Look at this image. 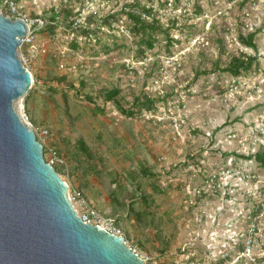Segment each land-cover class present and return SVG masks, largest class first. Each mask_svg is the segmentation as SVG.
<instances>
[{
  "label": "rangeland",
  "instance_id": "374dc122",
  "mask_svg": "<svg viewBox=\"0 0 264 264\" xmlns=\"http://www.w3.org/2000/svg\"><path fill=\"white\" fill-rule=\"evenodd\" d=\"M136 1L153 6L141 15L147 35L121 11ZM163 2L19 0L43 24L21 48L33 82L13 109L61 171L77 214L97 212L92 223L145 264H264V167L253 159L264 152V0ZM52 9L59 24L47 29ZM65 9L80 13L71 29ZM108 14L110 28L90 41L78 34L86 16ZM251 33L255 50L240 42ZM242 53L257 59L250 72H223ZM113 89L118 106L105 100ZM146 99L151 111L121 112ZM252 227L262 232L246 251Z\"/></svg>",
  "mask_w": 264,
  "mask_h": 264
},
{
  "label": "water",
  "instance_id": "95a60500",
  "mask_svg": "<svg viewBox=\"0 0 264 264\" xmlns=\"http://www.w3.org/2000/svg\"><path fill=\"white\" fill-rule=\"evenodd\" d=\"M24 19L0 13V264H145L122 236L78 217L68 185L13 102L33 78L17 55Z\"/></svg>",
  "mask_w": 264,
  "mask_h": 264
},
{
  "label": "trees",
  "instance_id": "16d2710c",
  "mask_svg": "<svg viewBox=\"0 0 264 264\" xmlns=\"http://www.w3.org/2000/svg\"><path fill=\"white\" fill-rule=\"evenodd\" d=\"M177 1V0H175ZM15 2H19V0H15ZM168 2V0H165V2L160 3L161 7H165L166 3ZM133 23V31H141L142 33L147 35V30H153L152 26L147 25L145 21L142 20L141 15H146L148 17L153 16V6H147V5H141L139 3V1L133 2L130 5H126L122 10H121ZM52 14L50 17H48L47 20V29L49 28H53V26L55 27L57 24H59V17L54 15L55 14V10L53 11L52 9ZM199 12V11H197ZM63 17L62 19L65 20L66 23V27L68 29H71L72 26L74 24H76L75 22V18H77L80 13L76 12L73 13V11L69 10V9H65L63 10ZM114 18H115V14H108L107 16L103 17L102 19L97 18L95 15H88L84 18V25L80 24L79 25V30H78V34H80V36H83L86 40L90 41L91 37H96L98 30H100L102 27L106 26L108 28L111 27V23L114 22ZM255 33H251L248 34L245 37L240 36V42L246 46L247 48L256 49V46L254 44V38H255ZM167 40V44L171 45L173 40H171L169 38V36L167 35L166 37ZM77 41L74 40L72 41V48H76L77 47ZM143 43L147 46L148 49H152L153 48V44H154V40L152 39L151 35L147 36V39L143 41ZM140 53H143V51H140ZM256 57H252L250 55H246V54H240L238 57H233L231 59V61L229 62V65L223 70V72H227L231 77L233 78H237L239 77L243 72H250L251 70V66L253 64V62H256ZM119 91L117 89H113L111 91H109L105 97L106 101H112L116 104V106H118V103L115 101V96L117 95ZM31 95V92H29L26 96L25 99L29 98V96ZM141 101H137L134 105V108L136 109H130L127 111L121 110V112L124 115L127 116H133L135 115L137 112H140L142 108L145 109V111H151L154 107V101L150 100V99H146L144 101H142L141 103H139ZM43 147V146H42ZM79 148L81 150V152L83 153L85 159L88 161L91 159V154L88 151V149L86 148V146L79 141ZM44 147H43V153H44ZM249 159H251L252 157H247ZM253 159L259 163L260 166L264 167V152L263 153H257L253 156ZM55 172L59 175L60 172L58 171L57 167L53 166ZM145 175L144 176H148V174L144 171L143 172ZM144 201V200H142ZM260 209V207H259ZM258 211H255L252 213V216H257ZM116 223L114 221L113 226H115ZM239 249L242 250V247ZM221 264V263H220Z\"/></svg>",
  "mask_w": 264,
  "mask_h": 264
},
{
  "label": "built area",
  "instance_id": "2783aa9c",
  "mask_svg": "<svg viewBox=\"0 0 264 264\" xmlns=\"http://www.w3.org/2000/svg\"><path fill=\"white\" fill-rule=\"evenodd\" d=\"M1 8L3 10L0 11L1 14H3L4 16H7L11 19H15V18H21V19H24L28 25V33L26 35L25 38L23 39H19V45H18V48H17V51L19 49V54L17 52V55H18V58L21 60L22 64L24 67H26V69L29 71V68H28V65H27V61L23 58V55L21 53V48L22 46L28 44L31 42L32 40V34L34 32V30H39L42 28V22L39 20V19H36V20H29L27 19V17L21 13L19 11V8L15 2V0H2V5H1ZM79 196V195H78ZM69 199V197H68ZM70 200V199H69ZM74 208V207H73ZM75 210V209H74ZM77 213V212H76ZM78 215V214H77ZM250 216V215H249ZM248 216V217H249ZM78 217H80V219L84 222V223H91L93 225H96L100 228H102L101 226L97 225L96 223H92V221H98L101 219V217L99 216V214L95 211H93L92 209H90L89 207L87 208V210L85 211V213H83L82 215H78ZM104 229V228H102ZM106 230V229H105ZM109 232H111L110 230H107ZM259 232H262V230L256 228V227H252L249 232H248V239H249V242L247 244V246L244 245L245 247V250L247 251L249 249V246L252 244V238ZM112 233V232H111ZM114 234V233H113ZM262 235L264 236V232H262ZM133 251V250H132ZM135 252V251H134ZM244 253V251L242 252ZM252 261L251 264H256L255 263V259L251 258Z\"/></svg>",
  "mask_w": 264,
  "mask_h": 264
}]
</instances>
